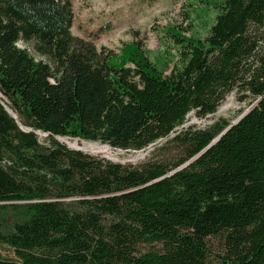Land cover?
<instances>
[{
  "label": "trees",
  "instance_id": "trees-1",
  "mask_svg": "<svg viewBox=\"0 0 264 264\" xmlns=\"http://www.w3.org/2000/svg\"><path fill=\"white\" fill-rule=\"evenodd\" d=\"M192 4L200 30L151 55L73 35L71 0H0V264H264V0ZM231 94L218 139L232 121L185 124Z\"/></svg>",
  "mask_w": 264,
  "mask_h": 264
},
{
  "label": "rangeland",
  "instance_id": "rangeland-1",
  "mask_svg": "<svg viewBox=\"0 0 264 264\" xmlns=\"http://www.w3.org/2000/svg\"><path fill=\"white\" fill-rule=\"evenodd\" d=\"M192 1L195 0H71L73 9L71 33L92 41L98 49L106 48L117 54L122 46L133 40L138 41L141 48L151 55L164 53L169 46L171 53H175L169 30L181 31L184 35L190 32L189 25L192 26L191 30L195 27L200 30L199 19L196 18V21L194 19V10L199 6L192 4ZM180 28L187 30L182 31ZM19 45L24 46L21 43ZM248 108L247 102L240 103L235 95L231 94L218 106L215 113L205 118H198L194 113H189L185 124L202 128L219 118L234 121ZM59 139L66 145H68L67 141L76 142L75 148L93 150L87 153L101 155L118 162L136 163L152 150L149 148L122 151L112 149L106 144L77 138ZM98 147L105 149L101 150ZM208 245L212 258L216 261L218 255L224 252L223 243L217 238H210ZM0 251L3 256L13 258L12 251L7 247L1 246Z\"/></svg>",
  "mask_w": 264,
  "mask_h": 264
},
{
  "label": "water",
  "instance_id": "water-1",
  "mask_svg": "<svg viewBox=\"0 0 264 264\" xmlns=\"http://www.w3.org/2000/svg\"><path fill=\"white\" fill-rule=\"evenodd\" d=\"M7 111L10 113V115H12V117H15V115L12 113V111L8 108H6ZM249 109H247L246 111H244L242 114H240L234 121L231 122V124L229 126H227L219 135L216 139H218L223 133H225L231 126H233L234 124H236L247 112H248ZM22 129L24 130H29L28 128L26 127H22L20 126ZM39 134V132H36ZM215 141V140H214ZM68 146V145H67ZM70 147V146H68ZM70 148H74V149H77V150H82L84 152H87V151H93V150H88L86 148H75V147H70Z\"/></svg>",
  "mask_w": 264,
  "mask_h": 264
},
{
  "label": "bare ground",
  "instance_id": "bare-ground-1",
  "mask_svg": "<svg viewBox=\"0 0 264 264\" xmlns=\"http://www.w3.org/2000/svg\"><path fill=\"white\" fill-rule=\"evenodd\" d=\"M67 144L69 145V146H72V147H74V146H76L77 145V143L76 142H71V141H67ZM99 149H101V150H104L105 149V147H98ZM92 149V148H91ZM98 149V150H99Z\"/></svg>",
  "mask_w": 264,
  "mask_h": 264
}]
</instances>
